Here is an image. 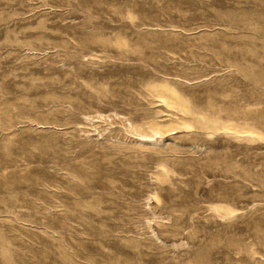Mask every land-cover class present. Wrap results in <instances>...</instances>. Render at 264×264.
Segmentation results:
<instances>
[{
  "label": "rangeland",
  "instance_id": "obj_1",
  "mask_svg": "<svg viewBox=\"0 0 264 264\" xmlns=\"http://www.w3.org/2000/svg\"><path fill=\"white\" fill-rule=\"evenodd\" d=\"M0 264H264V0H0Z\"/></svg>",
  "mask_w": 264,
  "mask_h": 264
}]
</instances>
